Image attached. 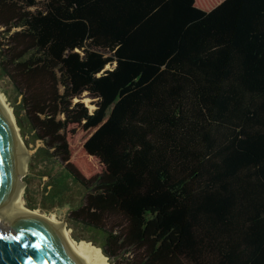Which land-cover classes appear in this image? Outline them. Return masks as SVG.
<instances>
[{"label": "trees", "instance_id": "16d2710c", "mask_svg": "<svg viewBox=\"0 0 264 264\" xmlns=\"http://www.w3.org/2000/svg\"><path fill=\"white\" fill-rule=\"evenodd\" d=\"M0 78L104 262L264 264V0H0Z\"/></svg>", "mask_w": 264, "mask_h": 264}, {"label": "water", "instance_id": "95a60500", "mask_svg": "<svg viewBox=\"0 0 264 264\" xmlns=\"http://www.w3.org/2000/svg\"><path fill=\"white\" fill-rule=\"evenodd\" d=\"M19 147L0 112V215L9 221L7 229L0 226V236L9 238L0 240V264H84L58 232L59 224L40 214L16 211L12 193L20 179L21 160H16L15 154ZM16 236L20 237L18 241L12 239Z\"/></svg>", "mask_w": 264, "mask_h": 264}, {"label": "bare ground", "instance_id": "6f19581e", "mask_svg": "<svg viewBox=\"0 0 264 264\" xmlns=\"http://www.w3.org/2000/svg\"><path fill=\"white\" fill-rule=\"evenodd\" d=\"M0 112L3 116V119L5 120L7 126L9 127V130H11L12 135L16 139V142L21 146L16 150V160H19L21 162V172L18 173V179L17 183L15 184L13 188L12 193V201L13 205L18 213H35L40 214L44 218L48 219L49 222L56 225L59 224L57 227L58 232L65 238V240L70 244V246L75 250V252L80 256L84 264H106L103 260V257L98 253L96 249H94L90 244L86 242L76 243L72 238L68 231V229L59 222L53 214L45 215L40 213L36 209H28L23 200L22 196V190H23V180L22 175L25 173L26 169V163H27V156H26V147L25 144L22 141V138L19 133V127L12 115L11 109L7 102L5 101L3 95L0 92Z\"/></svg>", "mask_w": 264, "mask_h": 264}, {"label": "rangeland", "instance_id": "374dc122", "mask_svg": "<svg viewBox=\"0 0 264 264\" xmlns=\"http://www.w3.org/2000/svg\"><path fill=\"white\" fill-rule=\"evenodd\" d=\"M109 67H111V65H106V68H109ZM0 92H1V94L3 95V97H4V99H5V101L7 102V104L9 105V103H8V101H7V99H9L8 97H7V95H5V93L4 92H7L8 94H11L12 95V92L10 91V85H9V83H8V81H7V79H5V78H0ZM83 100H84V102L89 106V108L90 109H92L93 107H94V105L92 104V103H90V97H88V96H84V98H83ZM9 107H10V109H11V112H12V107L9 105ZM12 115H13V113H12ZM14 117V116H13ZM15 119V118H14ZM20 133V132H19ZM20 136H21V134H20ZM21 138H22V136H21ZM22 141H23V143L25 144V147H26V149L29 151V153H30V156H28L27 157V163H26V169H25V173H24V175L22 176V180L25 182V180H24V176L25 175H27V174H29L30 172H31V170L29 169V164H30V159H31V157H32V154L34 153V151H35V149H36V147L40 144V142H35V143H30V144H26L25 143V141H24V139L22 138ZM46 179V177H43L42 178V181L43 180H45ZM41 186H42V184H39L38 183V180L37 179H35V181L33 182V186L32 187H34L36 190H35V197H40L39 196V192L37 191V189H41ZM25 187H26V182H25V186H23V190H22V196L24 195V191H25ZM39 199V198H38ZM23 200H24V204H25V199H24V197H23ZM26 206V205H25ZM27 207V206H26ZM28 208V207H27ZM28 209H30V208H28ZM34 209H36V210H38L40 213H42V214H45V215H50V214H53L54 216H55V218L59 221V222H65V227L68 229V231H69V233H70V235H71V231H72V229L67 225V222H66V219H65V216H66V211H67V209L65 208V207H63V208H57V209H55V210H52V211H49V212H46V211H44V210H41L40 208H34ZM33 209V210H34ZM32 210V209H31ZM0 226H2L4 229H7L8 228V226H9V221L7 220V219H5L4 217H2L1 215H0ZM71 238L76 242V243H78L77 242V240L76 239H74L73 237H72V235H71ZM82 240V239H81ZM85 242V241H84ZM87 243V242H86ZM88 244H90V243H88ZM91 245V244H90ZM92 246V245H91ZM93 247V246H92ZM94 249H96L97 251H98V249L97 248H95V247H93ZM104 260V259H103ZM106 264H109L108 262H105Z\"/></svg>", "mask_w": 264, "mask_h": 264}, {"label": "snow or ice", "instance_id": "6c2138e0", "mask_svg": "<svg viewBox=\"0 0 264 264\" xmlns=\"http://www.w3.org/2000/svg\"><path fill=\"white\" fill-rule=\"evenodd\" d=\"M7 239H9L8 237H6V236H0V240H7ZM12 239H14V240H19L20 239V237L19 236H16V237H12Z\"/></svg>", "mask_w": 264, "mask_h": 264}]
</instances>
